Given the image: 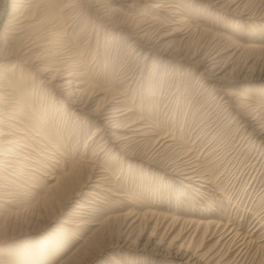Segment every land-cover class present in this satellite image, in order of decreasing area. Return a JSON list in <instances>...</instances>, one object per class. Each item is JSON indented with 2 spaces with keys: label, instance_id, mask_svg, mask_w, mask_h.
<instances>
[{
  "label": "rangeland",
  "instance_id": "obj_1",
  "mask_svg": "<svg viewBox=\"0 0 264 264\" xmlns=\"http://www.w3.org/2000/svg\"><path fill=\"white\" fill-rule=\"evenodd\" d=\"M93 2L54 1V8L65 5L58 17L68 19L67 32L74 29L84 56L81 100L89 111L98 100H124L131 113L122 128L136 121L145 136L105 123L102 107L90 116L63 97L61 106L33 72V105L65 141V166L91 161L95 173L108 169V191L89 183L79 198L85 210L75 209V198L62 208L44 201L50 173L36 174L41 179L34 183L32 170L21 177L3 172L0 200L9 203L0 202V264H182L166 255L179 244L210 264H264V138L250 126L264 125V80L237 78L241 70L247 77L264 72V0H130L126 5L134 8L113 6L117 15L109 22L99 20ZM10 6L0 0V70L13 62L11 42L2 40L15 14ZM128 13L141 14L142 29L127 22ZM144 28L147 34L135 38ZM214 57L222 70L199 63ZM25 68L22 78L32 73ZM218 72L224 83L213 80ZM97 127L101 132L90 140ZM129 134L135 137L125 149L112 143ZM31 154L43 169L42 154ZM68 217L73 226L62 224ZM206 223L207 230L195 225ZM144 243L163 248L165 256Z\"/></svg>",
  "mask_w": 264,
  "mask_h": 264
},
{
  "label": "bare ground",
  "instance_id": "obj_2",
  "mask_svg": "<svg viewBox=\"0 0 264 264\" xmlns=\"http://www.w3.org/2000/svg\"><path fill=\"white\" fill-rule=\"evenodd\" d=\"M54 1L56 0H50L48 4L47 2L44 4V0H10L11 10L15 14L10 16L6 20L3 29L2 40L3 42H5L6 39L10 40L11 47H9L8 49L12 51V55L8 56L10 52L8 50L9 52L7 58H12L13 62L9 67L0 70V103H4L2 105L0 104V177L3 175V172L6 173V171H9V174H12V177L20 176L18 175L20 173L24 175V170L26 169L32 170L34 172L30 173L29 179L31 178L32 180H34V183H39L41 178L36 176V174H43L44 172L50 173L48 176V181H50V183H52L53 181V183L49 185L48 188H46V191L48 190V193L44 197V201L45 203L51 204L60 203V207L64 208L69 204L71 199L75 198V200H79L81 194L84 193L82 192L83 189L87 185H89V183H93L88 186L90 187L89 189L96 190L97 188V190L101 189L102 191H108V187L107 185H105L104 179L105 173L108 169L106 170L104 167L100 166L102 169L99 168L101 170L95 173L98 168H95V162L92 163L91 161L82 163L78 161L79 163H77V165L67 167L65 166V154H67L65 141L60 135L56 133L57 131L54 130L53 126L50 125L47 113L45 114V112L38 110L33 105V98L35 97L32 96L33 92H29V80H33V72H36L37 78L39 76L43 77V79H41V77L38 78V84L43 88V90L50 92L52 97H56V99H58V103H61V106H64V103L60 102L59 98L63 97L64 101L68 100L74 106L72 107L73 109L75 108V110H79L80 112L86 113V115L90 116H96V114L98 115L97 112H99L102 107L103 109L101 110H105V113H103V115H106V117L104 118V122H113V124L115 123L116 126L114 127V129L124 131L127 130L128 132L131 131L132 133H137L138 131H143L145 128L135 127L136 123H138L136 121H130L129 125L122 128L123 125L127 124L124 119H126V117H128L131 113V110L125 106V101L122 99L117 101H111L110 99L107 101H105L104 99L98 100L95 105V109H93L92 111L85 109L86 105L81 100V95L86 92H84V90L87 87L85 86L84 89H81L83 87L82 85L85 84L81 81L82 79L84 80V78L88 75V73L86 72L87 67L84 64V60L82 58L84 56L81 57L78 53L79 46L76 40L77 36H74V34H72L74 29L70 30L71 32H67V30L71 28V26L68 25L70 24V22L68 24H65V21L68 20L65 15L58 17L60 9L65 12V5H60L62 6L61 8H54ZM129 1L130 0H94L93 4H91V7L94 9V13L100 21L109 22V20L116 19L117 15L115 14V12H117L118 9L114 8L113 6L123 5L124 7H127L129 9L134 8H132L133 4L131 5V2L130 4L126 5V3H128ZM116 2H118L119 4H115ZM66 7H69V5ZM132 13H128L125 16V19L129 23L135 22V30L140 28L142 29V27L146 23L144 20H142L143 18L141 17V14L138 15L137 13L139 17H136V15ZM145 30L147 31V29L144 28L143 30L136 32L137 35H135L134 37L138 39L142 38L147 34ZM3 56H5V54ZM199 63L202 66L205 65L211 71L218 70L215 57L210 58L209 60H205L202 58ZM83 65H85V67H83ZM24 66H27V68L32 71L30 77L26 78L24 76L22 78L23 74H21V71L23 68H25ZM16 70L17 73H14L16 72ZM30 71L25 68L24 73H30ZM242 71L243 70H241V73H238L237 77L241 78L240 76H242V81H246L247 79L249 81L264 80V72L260 70H258V72L256 71L257 74H253L251 77H247L242 73ZM221 73L222 72L215 73L213 77L215 83H224V78H222V76L219 77ZM91 86V89H94L97 85L94 83L91 84ZM226 93L227 95L229 94L231 96V92ZM99 94V92L96 95L95 92L89 93V95H91L90 97L93 96L92 98L97 97ZM241 95L239 96V99H246L243 94ZM111 97L112 96L110 95L109 98ZM93 102L94 100L89 103ZM9 104L12 105L13 111L9 113V115H7V105ZM261 124L255 122L252 125L250 124V126L257 127L252 128V130H257V132H255L254 134L263 139L264 125ZM129 127L134 128L130 129ZM96 129L97 130L93 133V136L90 138V140H94L97 137L96 134L101 132L100 127H97ZM141 134L142 136H145V134ZM141 134L139 135L141 136ZM132 136L133 135L129 134L128 136L124 137H115L116 139L113 140L112 143L118 145L121 144V148L125 149L127 146L125 148L124 146L127 143L130 144L129 139ZM28 150L30 151L28 152ZM34 152L37 154H42V158L44 160L42 161L46 166H44L43 169H40L33 165L35 163L33 161L37 160L36 158L32 157L31 153ZM48 162L54 163V165L48 167ZM32 168H34L35 170H33ZM53 170L58 173L56 174L55 172H53ZM9 174H7L8 177L10 176ZM198 177L199 179L201 178L200 176ZM102 187H104L105 189ZM88 194L94 195L93 192H87L86 195ZM0 202L9 203L8 201L6 202L3 200H0ZM82 202L83 201H81L80 199L76 203L77 205L75 206V209L85 210L86 208L83 207ZM73 213L78 212L74 211ZM71 217L76 216L72 215ZM176 221L177 220H175V222ZM62 224L73 226L72 220L69 217L64 219V221H62ZM195 225L197 227L204 226V229L206 230L209 229L210 226H212L210 223H206L204 225ZM76 226L79 227L80 225ZM62 230L63 228H57L55 230V233L58 235V237L61 236ZM225 235L226 238H229L227 237V233ZM54 236L57 237L56 235ZM228 236L231 237V235ZM231 238L234 239L236 237ZM151 243L144 244H146L145 246L147 247H153L154 245H151ZM125 244L126 243L124 242V245ZM145 246H141L142 249H139L138 251L145 252ZM172 246L176 245L173 244ZM150 251H156L153 253L157 255L164 253L163 257L165 256L166 252L163 248L159 247H153ZM166 255L168 256V258H172L173 260H177L178 262L180 261L182 264H210L208 263L209 260H206L203 256L199 257L195 253L190 254V251L187 248H184L183 244H179L171 250L167 251Z\"/></svg>",
  "mask_w": 264,
  "mask_h": 264
}]
</instances>
